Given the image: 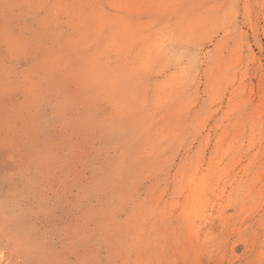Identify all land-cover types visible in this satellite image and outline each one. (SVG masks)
Returning <instances> with one entry per match:
<instances>
[{
  "label": "rangeland",
  "instance_id": "rangeland-1",
  "mask_svg": "<svg viewBox=\"0 0 264 264\" xmlns=\"http://www.w3.org/2000/svg\"><path fill=\"white\" fill-rule=\"evenodd\" d=\"M0 264H264V0H0Z\"/></svg>",
  "mask_w": 264,
  "mask_h": 264
},
{
  "label": "bare ground",
  "instance_id": "bare-ground-1",
  "mask_svg": "<svg viewBox=\"0 0 264 264\" xmlns=\"http://www.w3.org/2000/svg\"><path fill=\"white\" fill-rule=\"evenodd\" d=\"M113 103H115L116 104V102H113ZM160 222V221H159Z\"/></svg>",
  "mask_w": 264,
  "mask_h": 264
}]
</instances>
